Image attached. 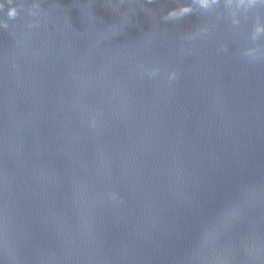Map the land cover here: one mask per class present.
Here are the masks:
<instances>
[{"label": "clouds", "instance_id": "9594fccd", "mask_svg": "<svg viewBox=\"0 0 264 264\" xmlns=\"http://www.w3.org/2000/svg\"><path fill=\"white\" fill-rule=\"evenodd\" d=\"M190 9H188L187 7L184 8L182 10L183 13H187ZM16 15V9L15 8H12L10 11H9V16L10 17H14ZM170 15H174V13H170Z\"/></svg>", "mask_w": 264, "mask_h": 264}]
</instances>
